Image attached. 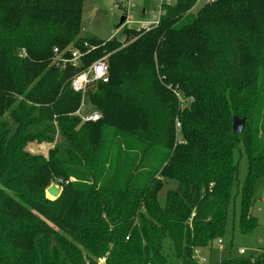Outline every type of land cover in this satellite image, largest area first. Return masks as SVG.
<instances>
[{"label":"trees","instance_id":"trees-1","mask_svg":"<svg viewBox=\"0 0 264 264\" xmlns=\"http://www.w3.org/2000/svg\"><path fill=\"white\" fill-rule=\"evenodd\" d=\"M194 1L177 0L148 31L124 27L120 46L82 33L83 0H0V203L7 216L31 218L11 231L19 255H0V264H199L195 251L223 234L240 144L248 158L240 224L254 227L252 192L264 176V0L187 12ZM55 48L62 57L78 50L81 67L57 65ZM105 54L108 81L84 97L100 118L84 122L70 81ZM28 142L54 146L43 157L28 153ZM52 178L62 192L48 200ZM168 180L175 186L160 205Z\"/></svg>","mask_w":264,"mask_h":264},{"label":"rangeland","instance_id":"rangeland-1","mask_svg":"<svg viewBox=\"0 0 264 264\" xmlns=\"http://www.w3.org/2000/svg\"><path fill=\"white\" fill-rule=\"evenodd\" d=\"M121 0H83L82 5V26L84 34H92L103 40H109L115 37L120 41V46L128 44L125 36L122 34V29L116 31V27L119 23V19L126 13L130 15L134 20L146 19L155 9L156 0H129V2H122V6L119 5ZM210 3V2H209ZM146 9L145 14H141V9ZM200 8V7H199ZM198 8L194 9L196 13ZM135 25V24H130ZM118 29V28H117ZM115 32V33H114ZM137 37V36H133ZM109 54V53H108ZM108 55H102L101 57H107ZM92 88V87H91ZM180 102L183 103L184 99L181 95L178 96ZM85 98H87L85 96ZM248 104V103H247ZM89 106V104H87ZM91 106V105H90ZM89 108V107H87ZM90 109V108H89ZM260 114H264V93L261 95ZM238 115V114H237ZM234 116V115H233ZM232 116V117H233ZM238 116L242 117V113ZM54 146V143H37L28 142L25 145V150L33 155H40L47 157L48 150ZM239 149L234 150V157L237 161V182L235 183L232 191L230 202L226 213V222L223 234L221 237L214 240L210 247L198 249L194 253V257L199 264H230L233 261L240 259L247 260L250 264H254L255 258L264 252V176L259 177L253 187L252 192V207L251 215L256 218V224L254 227L245 232L241 229L240 214H241V194L244 181L248 174V158L243 149V145L240 144ZM7 171L2 173L3 177L7 176ZM162 190L158 194V202L163 205L165 193L168 188H173L175 185L170 184L171 181H166ZM55 184L57 187H61L59 182H56L53 178L48 181L44 186L43 197L48 200H54V198L47 193V188ZM22 189L23 186H19ZM26 188V187H25ZM27 190L30 191L31 197L35 198V192L38 189L34 186H28ZM35 191V192H32ZM5 196V195H4ZM4 196H1L0 201ZM2 203V202H1ZM0 203V255L4 259L12 260L19 251L16 250L12 254L11 244V231L18 225L20 221L26 222L30 219L20 217L7 216L1 207ZM50 226L51 222L46 221ZM53 226V225H52ZM218 240H221L222 248H219ZM239 248L244 249V253H239ZM226 261V262H223Z\"/></svg>","mask_w":264,"mask_h":264},{"label":"built area","instance_id":"built-area-1","mask_svg":"<svg viewBox=\"0 0 264 264\" xmlns=\"http://www.w3.org/2000/svg\"><path fill=\"white\" fill-rule=\"evenodd\" d=\"M177 0H156V6L153 12L144 20H134L130 15L127 13L124 16L123 23L116 28V31L119 29H123L124 27L130 28V29H138L143 31H148L154 27H156L159 22L161 21V18L165 14L166 8L171 7L175 5ZM214 0H195L194 4L191 6V8L187 12H192L194 9L199 8L205 4H208L209 2H212ZM122 2H129V0H121L119 1V5L122 6ZM124 7V6H122ZM141 14L146 13V9H141ZM135 24V25H130ZM115 33V32H114ZM55 54L57 56L55 59L57 60V65L59 64L61 67H64L66 64H71V66L74 67H81L82 63L80 61V52L76 49L70 50L69 57H62L61 53L58 52V49H54ZM24 54V51L22 50L20 52V55ZM105 57L99 58L97 60H94L91 64L87 65L86 67L79 70L70 81V87L73 91L79 92L82 97L81 104L79 108L74 112L75 115L79 116L80 119L84 122L86 121H96L100 118V114L93 110L87 108L86 104L84 103V97L86 92L90 87L95 85L98 82H107L108 81V68L105 63ZM219 248L221 249V240H218ZM196 252V251H195ZM197 253V252H196ZM239 253L243 254L244 249L239 248Z\"/></svg>","mask_w":264,"mask_h":264},{"label":"water","instance_id":"water-1","mask_svg":"<svg viewBox=\"0 0 264 264\" xmlns=\"http://www.w3.org/2000/svg\"><path fill=\"white\" fill-rule=\"evenodd\" d=\"M123 21H124V16H121L117 26L119 27L123 23ZM115 40H116V38L113 37V41H115ZM245 122H246V116L239 117L237 115H234L232 117V123H231L232 133L236 134V135H241L243 133V130H244ZM61 190L62 189L60 187H57L55 184H51L47 188V193L49 195H51L52 197L56 198L59 196Z\"/></svg>","mask_w":264,"mask_h":264}]
</instances>
